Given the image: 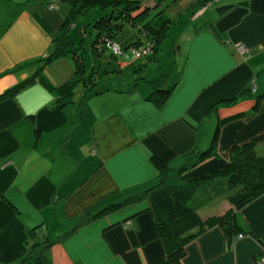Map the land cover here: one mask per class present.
Instances as JSON below:
<instances>
[{"label": "crops", "instance_id": "1", "mask_svg": "<svg viewBox=\"0 0 264 264\" xmlns=\"http://www.w3.org/2000/svg\"><path fill=\"white\" fill-rule=\"evenodd\" d=\"M142 1L153 7L149 16L190 14L166 64L140 76L143 65L135 67L126 42L114 38L122 52L109 55L118 67L106 84L92 69L87 77L83 61V80L60 104L51 86L72 79L75 59H43L69 4L0 0V95L30 79L0 99V264H36L39 252L49 264H150L164 255L147 197L160 180L150 157L169 168L167 183L178 184L223 167L233 145L264 133V0L202 7V0H173L166 8V0ZM225 5L232 6L219 13ZM90 51L101 57L91 44ZM159 76L172 89L162 105L147 98L148 81ZM93 84L104 90L87 92ZM217 126L216 154L196 163ZM231 208L221 196L198 213L206 221ZM234 214L241 232L229 239L216 224L194 228L180 264H259L264 193Z\"/></svg>", "mask_w": 264, "mask_h": 264}, {"label": "trees", "instance_id": "2", "mask_svg": "<svg viewBox=\"0 0 264 264\" xmlns=\"http://www.w3.org/2000/svg\"><path fill=\"white\" fill-rule=\"evenodd\" d=\"M62 1L69 4L71 9L53 40L51 52L43 59L44 62H48L67 54H72L75 59V73L72 79L61 86H51L58 96L60 104L70 101L74 86L83 80V57L77 53L79 47L73 45L68 34V28L90 7L104 11V14L98 16L93 23L95 30H92L94 38H92L91 43L92 51L101 56L106 54V51L111 56L115 55L112 47L110 50L107 43L109 42L111 46L114 44L113 39L120 30L122 22L127 21L132 25H137L140 33L137 38L131 36V42L127 44V47H136L146 41V43H150L152 48L151 54L145 57L146 61L153 60L171 24V18L168 16H161L159 13L149 16L153 7L142 0ZM210 2L211 0H202L198 7L205 6ZM230 6L232 5L221 6L218 8V12L223 13ZM40 20L48 28L44 20ZM119 50L122 52L121 49ZM29 80L6 90L0 95V99L14 93ZM136 80H143V78L137 77ZM162 80L163 76H159L148 81L152 90L147 98L159 105L164 104L172 93V89L162 87ZM103 90L93 84L87 92ZM259 99L261 97L257 98L251 109L252 114L258 109ZM222 122H225V119L219 122V126ZM219 126L214 132L209 147L198 153L196 163L216 154ZM259 144L264 145V133L240 145H233L223 167L210 170L197 178L186 179L178 184L167 183L169 168L155 155L150 157L158 170L160 180L155 186L147 190V197L164 247V255L150 264H180L185 255L186 244L193 237L192 230L203 224H207V226L210 224L219 225L229 239L233 234L242 231L235 220L234 212L264 193V151L259 149ZM221 196L227 199L232 208L225 213L203 221L198 213L199 209ZM38 248L44 250L45 245L37 247V250ZM33 259L36 264H49L41 252L33 256Z\"/></svg>", "mask_w": 264, "mask_h": 264}, {"label": "rangeland", "instance_id": "3", "mask_svg": "<svg viewBox=\"0 0 264 264\" xmlns=\"http://www.w3.org/2000/svg\"><path fill=\"white\" fill-rule=\"evenodd\" d=\"M172 1L173 0H166L167 4L166 2L163 4L164 8H166L167 6H170V4H172ZM156 13H159L160 15L163 14V13H160L158 10L152 13L150 16H153ZM102 14H104L103 10H100L96 7H90L84 14L80 15L77 18L73 26H71L69 29V35L74 42V46L75 47L80 46L78 51H79V55L83 57V61L86 64L85 66L87 67V71H86L87 77L91 71L90 69H92L93 73H91V75L92 76L94 75L96 78L103 81L99 86L106 84L105 83L107 82L106 78H108V76L111 74L112 69L118 67L115 59H113L114 61L112 60L110 61L109 59L110 56H107L109 55L107 51H106V54L102 55L101 57H95L93 54H91V51H90V44L92 43L91 31L95 30V28L93 27V23L98 18V16ZM169 15L171 16V24L157 52L158 58H154L153 60H149L146 62L145 57L136 59L132 56L133 61L135 62L134 63L135 67H137L140 64L143 65L142 69H140L141 72H136V74L140 73V76H145L147 79L152 77L151 71L155 72L161 69L162 66L166 64V61L168 59L167 53L169 52L170 45H171L170 43L177 39L179 35L177 31L184 28L185 25L187 24V21L190 20V16H189L190 14L189 12H186V11H180L179 13H170ZM131 36L132 37L134 36V38H137V36H140L139 27L137 25H132L131 23L127 21H123L121 24L120 30L116 33V37H115L116 41H122L128 44L131 42ZM108 44L110 43L108 42ZM129 48L131 50L133 47H129ZM132 71L133 70L128 69L127 71H124V74L130 75L131 73H133Z\"/></svg>", "mask_w": 264, "mask_h": 264}, {"label": "built area", "instance_id": "4", "mask_svg": "<svg viewBox=\"0 0 264 264\" xmlns=\"http://www.w3.org/2000/svg\"><path fill=\"white\" fill-rule=\"evenodd\" d=\"M111 47L115 53H120V50L116 47L115 44H112ZM116 50H118V51H116ZM237 51L240 54L247 56L248 51H247V48L243 44L237 45ZM151 52H152L151 45H150V43H146V41L144 44L138 45V46L133 47L131 49V53H132L133 57L136 59H140L142 57H147L151 54ZM242 236H243L242 234L238 235V237H242ZM259 264H264V251H263L262 255L260 256Z\"/></svg>", "mask_w": 264, "mask_h": 264}]
</instances>
